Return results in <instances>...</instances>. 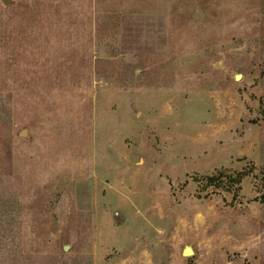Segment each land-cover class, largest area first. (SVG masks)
I'll return each mask as SVG.
<instances>
[{"label": "rangeland", "instance_id": "obj_1", "mask_svg": "<svg viewBox=\"0 0 264 264\" xmlns=\"http://www.w3.org/2000/svg\"><path fill=\"white\" fill-rule=\"evenodd\" d=\"M9 260L264 264V0H0Z\"/></svg>", "mask_w": 264, "mask_h": 264}, {"label": "trees", "instance_id": "obj_2", "mask_svg": "<svg viewBox=\"0 0 264 264\" xmlns=\"http://www.w3.org/2000/svg\"><path fill=\"white\" fill-rule=\"evenodd\" d=\"M244 176V172H237L232 178L231 181L236 183V184H239L240 180L242 179V177ZM219 177L218 175H213V176H208L206 177V180L209 182V183H213V181L217 180ZM11 261L10 264H12L13 260H9Z\"/></svg>", "mask_w": 264, "mask_h": 264}, {"label": "water", "instance_id": "obj_3", "mask_svg": "<svg viewBox=\"0 0 264 264\" xmlns=\"http://www.w3.org/2000/svg\"><path fill=\"white\" fill-rule=\"evenodd\" d=\"M3 3H7V0H2ZM235 80L239 79L240 78V75L239 74H236L234 76ZM65 249V248H64ZM193 249L190 245H185L182 249V255L184 256H189V255H193Z\"/></svg>", "mask_w": 264, "mask_h": 264}]
</instances>
